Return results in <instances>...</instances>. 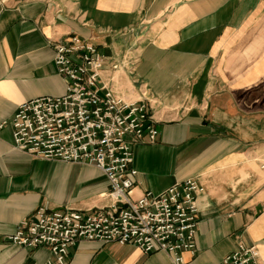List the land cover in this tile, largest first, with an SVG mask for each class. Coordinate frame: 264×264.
<instances>
[{"label":"crops","instance_id":"crops-1","mask_svg":"<svg viewBox=\"0 0 264 264\" xmlns=\"http://www.w3.org/2000/svg\"><path fill=\"white\" fill-rule=\"evenodd\" d=\"M76 34L103 55L100 81L146 90L158 133L133 143L131 196L197 177L194 249L180 264H218L239 242L264 264V0H0V123L18 104L59 95L54 44ZM91 163L38 157L0 126V264H49L46 245L11 242L39 205L89 212L110 202ZM65 264H174L164 250L79 240Z\"/></svg>","mask_w":264,"mask_h":264},{"label":"built area","instance_id":"built-area-1","mask_svg":"<svg viewBox=\"0 0 264 264\" xmlns=\"http://www.w3.org/2000/svg\"><path fill=\"white\" fill-rule=\"evenodd\" d=\"M53 61L65 79L59 95H40L18 104L3 124L12 127V146L38 157L91 163L109 180L110 202L89 212L70 206L39 205L19 220L7 238L21 246L46 245L49 264H65L79 240L133 243L142 251L164 250L174 264L181 252L194 249L198 223L197 177L175 182L159 193L131 196L133 143L158 133L147 91L126 100L100 81L103 55L76 34L54 44ZM258 248L239 242L218 264H258Z\"/></svg>","mask_w":264,"mask_h":264}]
</instances>
